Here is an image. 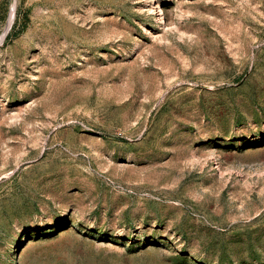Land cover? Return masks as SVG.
I'll list each match as a JSON object with an SVG mask.
<instances>
[{
    "label": "rangeland",
    "instance_id": "rangeland-1",
    "mask_svg": "<svg viewBox=\"0 0 264 264\" xmlns=\"http://www.w3.org/2000/svg\"><path fill=\"white\" fill-rule=\"evenodd\" d=\"M0 264H264V0H0Z\"/></svg>",
    "mask_w": 264,
    "mask_h": 264
}]
</instances>
